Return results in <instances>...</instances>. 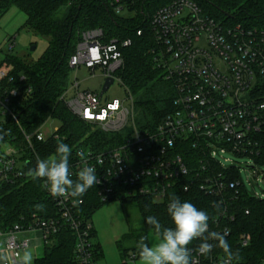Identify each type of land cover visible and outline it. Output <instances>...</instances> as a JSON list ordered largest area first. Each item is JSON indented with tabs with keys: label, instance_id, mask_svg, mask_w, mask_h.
Segmentation results:
<instances>
[{
	"label": "built area",
	"instance_id": "1",
	"mask_svg": "<svg viewBox=\"0 0 264 264\" xmlns=\"http://www.w3.org/2000/svg\"><path fill=\"white\" fill-rule=\"evenodd\" d=\"M99 1L117 17L147 15L144 21L155 43L151 51L153 66L161 71L173 92L170 109L152 129H139L134 124L133 98L125 88L124 100L103 102V94L79 90L75 79L73 92L68 95L66 89L59 100L77 119L107 136H117L119 141L100 150L90 146L74 150L69 162L72 178H77L82 167L93 166L99 183L78 198L55 197L43 187L57 216L34 219L27 227L14 225L0 232L5 237L0 254L7 257L2 264H14L30 249L29 240L19 239V234L38 231L42 245L47 246L62 229L74 237L77 264H95L94 228L85 213L84 197L95 196L101 204L145 197L161 202L168 190L178 187L184 192L197 189L214 204L225 207L236 199L239 190H245L238 167L225 157L227 154L253 161L246 168L264 184V167L256 162L264 150V27H249L232 18L218 21L193 0H171L159 7L150 0ZM235 9L227 7L225 12L231 14ZM8 40L7 49L12 51L14 38ZM130 44V39L107 40L100 28L85 30L68 65L74 70L83 66L91 76L99 69L104 81L112 78V84L122 85L115 73L123 64L122 49ZM12 69L9 64L0 65V117H9L18 125L11 107L17 92L1 89L3 82L12 81ZM23 80L20 76L19 81ZM51 121L32 134L22 133L28 149L32 150L34 139L42 143L59 139L58 127L51 128ZM127 127L131 132L122 135ZM186 143L197 152L191 164L181 154ZM78 152L84 153V160ZM19 157L17 149L3 151L0 182L12 183L23 176L27 162ZM18 161L23 163L21 168L16 167ZM253 198L264 201V196L255 194ZM214 224L218 227L216 220ZM218 232L228 236L229 229L223 227ZM247 241L244 235L239 239L242 247ZM128 258L134 261L135 255ZM224 259L213 251L202 256L194 250L191 257L192 264H223Z\"/></svg>",
	"mask_w": 264,
	"mask_h": 264
},
{
	"label": "trees",
	"instance_id": "2",
	"mask_svg": "<svg viewBox=\"0 0 264 264\" xmlns=\"http://www.w3.org/2000/svg\"><path fill=\"white\" fill-rule=\"evenodd\" d=\"M150 1H154L156 7H159L171 0ZM193 1L218 21L232 18L235 22L249 27H264V0H247L243 3H232L228 0ZM227 7L236 8L235 12L226 13ZM11 8H16L24 15L22 28L47 38L48 42L42 55L34 62L26 63L23 59L11 55L5 56L0 62V65L6 63L13 67L12 81L3 82L1 89H13L17 92V96L11 100V107L18 121V125H15L9 117H4L5 122L0 124V145L5 143L8 147L17 149L20 155L18 160L27 162L23 165L22 177L12 183L0 182L1 233L10 230L14 225L27 227L34 219L57 216L52 202L44 192L42 180H33L28 174L29 170L36 166L35 156L38 159L56 156L57 142L63 141L72 149L70 162L78 146H90L100 150L105 145L112 146L119 141L117 136H107L77 119L59 100L68 86L72 70L68 61L75 52L81 32L100 28L107 40L130 39V46L122 49L123 64L115 73V77L133 98V110L139 129H152L157 125L169 111L173 99L169 83L164 81L161 71L153 66L151 51L155 43L144 21L147 16L144 13L132 17H117L99 0H0V17ZM139 30L141 35L137 36L136 31ZM20 76L24 77L23 81H19ZM47 120L58 123L59 139H49L44 143L34 139L32 150L28 149L22 133L32 134ZM184 147L181 154L191 164V159L197 152L191 149L188 143L184 144ZM2 154L3 152H0V156ZM256 162L264 167V150ZM173 194L182 202H191L198 209L208 213L210 232H218L223 227L229 229L226 238L232 251H238L240 256L233 264H264V201L248 196L243 189L239 190L236 199L225 207H217L211 197L197 189L184 192L178 187L168 190L161 202L146 197L133 200L139 210L143 233L136 236L129 233L124 239L133 242L131 251L135 260L140 258L137 244L142 237H146L145 232L151 231L160 240L154 228L146 223L148 216H155L163 227H174L167 212ZM84 200L85 213L89 219L104 205L99 203L95 196L84 197ZM36 204L45 205V210L36 211ZM230 217H233L232 222L229 221ZM214 220L218 227H215ZM94 235L95 232L93 237ZM242 235L248 238L245 247L239 242ZM201 242L199 239L194 240L189 248L194 251ZM73 249V235L69 230L62 229L51 239L49 245L44 246L42 257L34 259L32 264H77ZM94 251L96 262L101 257V249L97 243H94ZM126 252L127 250L124 251L125 257L128 255ZM213 253L225 258L220 248H214Z\"/></svg>",
	"mask_w": 264,
	"mask_h": 264
},
{
	"label": "rangeland",
	"instance_id": "3",
	"mask_svg": "<svg viewBox=\"0 0 264 264\" xmlns=\"http://www.w3.org/2000/svg\"><path fill=\"white\" fill-rule=\"evenodd\" d=\"M127 17H132V15H127ZM23 22L24 15L16 8L9 9L0 17V62L5 56L10 55L19 57L26 63L28 61L34 62L46 49L48 39L35 34L27 28H22ZM9 38H14L15 46L12 51H8L7 49ZM75 79L79 83V90H89L98 94L101 91L104 81L99 69H96L94 76H91L90 71L83 66L78 70L72 69L68 78V95L73 92L71 85ZM125 94L124 87L115 82L103 93L102 100L103 102L112 99L124 100ZM127 105L129 104L127 103ZM136 121L137 118H135L134 113V124L137 127ZM4 122V117H0V124ZM50 125L51 128L58 127L56 121H51ZM130 132L131 128L127 127L122 135L129 134ZM7 148V144H1L0 152L7 150ZM225 157H230L236 163L240 179L248 196L253 197L255 194L259 197L264 196V184L260 182V179L256 180L252 177L251 169L246 168L247 166H252L253 161L248 159H235L228 154ZM218 160L222 159L219 158ZM22 165L23 163L18 161L16 167L21 168ZM90 220L95 232L94 243H97L101 249V257L95 264H121L123 262L127 264H143L140 258L135 261H131L128 258L132 254L131 247L133 242L124 239L129 233L135 234V236L143 233L142 220L135 201H111L97 209L91 215ZM145 233L149 246H154L159 242V239L151 231ZM126 250L127 257L124 256V251ZM43 253L44 246L41 244L36 249L35 254L32 255L33 260L42 257Z\"/></svg>",
	"mask_w": 264,
	"mask_h": 264
},
{
	"label": "clouds",
	"instance_id": "4",
	"mask_svg": "<svg viewBox=\"0 0 264 264\" xmlns=\"http://www.w3.org/2000/svg\"><path fill=\"white\" fill-rule=\"evenodd\" d=\"M72 149L63 141H58L56 156L38 159L34 169L29 170L33 180H43L42 187L46 188L55 197H82L88 189L99 183L96 168L82 167L74 180L69 167V158ZM77 155L85 159L83 152ZM218 207V205H217ZM38 212L45 210V205L36 204ZM174 227H163L155 216H148L146 223L152 226L160 240L154 246H149L147 237H142L137 244L139 256L143 264H192V249L189 245L194 240H201L195 251L202 256H209L214 248H220L225 254L223 264H233L240 259L239 252H233L226 236L219 232L209 231V215L198 209L193 203L181 201L173 194L167 207ZM210 241H215L212 243ZM0 259L7 257L0 255ZM32 254L25 252L14 264H32Z\"/></svg>",
	"mask_w": 264,
	"mask_h": 264
},
{
	"label": "crops",
	"instance_id": "5",
	"mask_svg": "<svg viewBox=\"0 0 264 264\" xmlns=\"http://www.w3.org/2000/svg\"><path fill=\"white\" fill-rule=\"evenodd\" d=\"M19 239H27L30 242V249L27 252H30L32 255L35 254L36 249L39 245L42 244L40 238V232L36 231L34 233H21L18 235ZM5 245V237L3 234H0V250L4 248ZM1 255V254H0ZM2 259H0V264H2Z\"/></svg>",
	"mask_w": 264,
	"mask_h": 264
},
{
	"label": "water",
	"instance_id": "6",
	"mask_svg": "<svg viewBox=\"0 0 264 264\" xmlns=\"http://www.w3.org/2000/svg\"><path fill=\"white\" fill-rule=\"evenodd\" d=\"M31 50H33V48H31ZM113 83V79L112 78H107L105 81H104V83H103V85H102V88H101V91H100V96L103 94V93H105L108 89H109V87L111 86V84Z\"/></svg>",
	"mask_w": 264,
	"mask_h": 264
}]
</instances>
